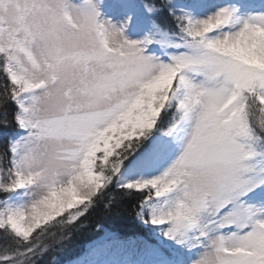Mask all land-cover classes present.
<instances>
[{"label": "snow or ice", "instance_id": "obj_1", "mask_svg": "<svg viewBox=\"0 0 264 264\" xmlns=\"http://www.w3.org/2000/svg\"><path fill=\"white\" fill-rule=\"evenodd\" d=\"M236 2L186 0L177 12L173 0H165L178 31L162 41L161 55L144 54L150 39L124 36L113 47L108 35L123 33L122 28L98 18L95 0H25V14L7 41L0 27V125L15 121L24 130L20 140H9L0 152V238L6 241L0 245V264H32V258L46 253L47 240L57 236L53 230H65L86 216L125 161L142 145L151 151L146 138L165 123L168 135L183 134V150L156 174L120 185L139 195L137 214L151 205L141 218L166 226L165 235L172 238L192 230V247L202 249L197 257L215 249L209 264H264V218L237 203L255 187L246 161L264 141V11L238 16ZM197 9L204 14L193 15ZM57 10L70 26L74 12L77 19L90 17L103 42L102 55L66 54L44 45L38 36L54 31L50 21ZM31 13L38 19L27 23ZM102 57L111 61L112 71L81 83L96 98L121 92L114 103L104 109L69 103L58 116L35 117L36 94L49 87L36 72L49 69L55 84V68L65 60L75 61L86 74ZM71 94L69 88L66 95ZM9 102L16 105L11 120ZM0 133L7 136V127ZM43 135L78 141L67 174L46 180L33 170L27 153H20L21 145Z\"/></svg>", "mask_w": 264, "mask_h": 264}, {"label": "clouds", "instance_id": "obj_2", "mask_svg": "<svg viewBox=\"0 0 264 264\" xmlns=\"http://www.w3.org/2000/svg\"><path fill=\"white\" fill-rule=\"evenodd\" d=\"M25 14V0H0V21L3 24V39L7 41L8 34L15 31L18 20ZM74 25H68L64 20L62 10H57L50 21L54 31L45 37H39L44 45L63 49L66 54L87 51L102 55L103 42L98 38L93 22L90 17L81 16L76 18L73 13ZM37 14L26 15V22L32 23L37 20ZM124 34L120 32H110L108 40L113 47H117L124 39ZM112 71L111 61L101 58L89 65L88 72H82L81 65L68 59L55 68L57 82L51 83V72L47 68H42L35 73L39 79L49 82V87L36 94L35 117L39 119L51 118L62 113L69 104L80 105L87 108L90 104L97 109L107 108L122 95L121 92L114 93L109 97H93L81 83L86 80L92 83L97 77ZM72 89L71 97L66 95L68 89ZM132 86H129L130 91ZM78 141L69 136L43 135L35 138L26 147L20 146V153H27L28 162L33 170L38 171L46 180L55 178L58 175L67 174L75 161L71 154L78 148ZM85 192L90 191V186L86 183L82 185ZM217 253L214 248H208L199 257L192 261V264H209L215 260Z\"/></svg>", "mask_w": 264, "mask_h": 264}, {"label": "rangeland", "instance_id": "obj_3", "mask_svg": "<svg viewBox=\"0 0 264 264\" xmlns=\"http://www.w3.org/2000/svg\"><path fill=\"white\" fill-rule=\"evenodd\" d=\"M75 2L79 3L80 0H75ZM243 2L245 5L244 9L240 7V0L236 2L235 6L238 16L247 15L248 10L264 11V0H243ZM149 3L151 2L146 0H95V4L99 11L98 18L101 21H107L118 28H121L120 26H122L123 21H125L126 26L122 28V31L127 39L137 41L150 39L152 42L147 44L144 54L161 55L166 48V45L162 43V41H167L172 35L155 23L154 19L156 18L155 16H157V9L155 8L149 11L147 7ZM173 3L176 6L177 12H179L186 3V0H173ZM203 14L204 11L201 9H197L193 13V15ZM162 58L166 57L162 56ZM21 130L22 133L18 135L16 140H20L23 137L24 130ZM153 133L154 132L151 131L147 138H150ZM173 135V138L167 143L166 147L169 149L170 144L172 147V156L169 160H165L163 163L158 162V164L156 163V165H154V162L151 163L143 159L144 154L147 152L143 151L136 154L132 161L142 158L145 164H143L141 168H137L134 173H129L127 168L129 164L123 166L120 173L117 174L118 182L125 183L128 180L147 177L169 166L182 152V144L184 146V139H182L183 134ZM159 136L163 138L166 135L161 133ZM160 140L161 139L155 138L152 144H157ZM261 145L262 141L256 145L257 155L246 161L252 168V171L247 175L253 177L255 187H252L249 191L244 193V195L240 196L237 203L251 206L257 217L264 218V146ZM166 148H163V151ZM258 196L261 198L259 199ZM158 227L161 226L158 225ZM165 227L166 226H164L162 232L169 247H172L170 251H166V249L162 247L157 241L156 236L121 238L113 231L104 228L99 233L100 235L87 243L88 253L86 252L85 255L90 257L89 264H99L102 257L100 254L97 255L98 250L101 248H119L122 250L121 260H123L125 256L123 254L124 252L129 253L130 260L127 264H192V261L197 258V253L202 251L199 247H192V245L196 243L192 236V230H189L185 235L178 234L175 238H172L165 235ZM154 228H157V226ZM65 264L81 263L76 258H72Z\"/></svg>", "mask_w": 264, "mask_h": 264}, {"label": "trees", "instance_id": "obj_4", "mask_svg": "<svg viewBox=\"0 0 264 264\" xmlns=\"http://www.w3.org/2000/svg\"><path fill=\"white\" fill-rule=\"evenodd\" d=\"M146 1L159 6L156 8L157 16L154 19L159 27L171 35L178 31L172 13L165 6V0ZM6 108L8 119L11 120V115L16 110V105L13 102H9ZM0 127H7L8 129L7 136L0 133V152H2L7 149L8 141H15L18 135L22 133V130L16 125L15 121H12L8 126L0 125ZM166 128L167 123L154 128L152 136L146 138L147 145H149L152 137L163 132ZM261 146H264V141H262ZM143 149L144 146L142 145L125 161V165ZM121 184L123 183L118 182L117 176L114 177L113 181L103 190L101 196L97 198L96 206L78 223L72 224L65 230L54 229L53 231L57 232V236L47 240L49 250L42 256L32 258V264H62L82 255L86 250L87 243L100 235L99 233L104 228L123 238L128 236H158L160 233L157 229L158 225L150 222L146 223L141 218L148 216L151 206H145V209L138 215L136 208L139 207V195L129 193L127 189L120 187ZM106 204L109 205L108 208H105ZM156 226L157 228H154ZM5 242L4 239L0 238V245Z\"/></svg>", "mask_w": 264, "mask_h": 264}, {"label": "bare ground", "instance_id": "obj_5", "mask_svg": "<svg viewBox=\"0 0 264 264\" xmlns=\"http://www.w3.org/2000/svg\"><path fill=\"white\" fill-rule=\"evenodd\" d=\"M115 9V8H114ZM124 26H126L125 21H123L122 26H120L121 28H124ZM141 165V164H140ZM139 167V163H134L132 165H130V167L128 168L129 173H134L136 171V169ZM122 250L115 249V248H101L100 250L97 251V255L100 254L101 255V261L99 262V264H127L130 260L129 257V253H123L125 256L122 259Z\"/></svg>", "mask_w": 264, "mask_h": 264}]
</instances>
